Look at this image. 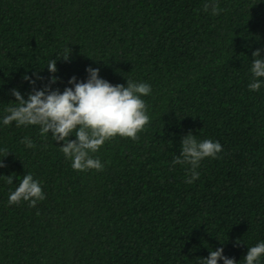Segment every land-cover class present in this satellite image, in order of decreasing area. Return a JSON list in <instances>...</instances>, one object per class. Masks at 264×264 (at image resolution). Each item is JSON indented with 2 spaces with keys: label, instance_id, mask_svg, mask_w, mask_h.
I'll return each instance as SVG.
<instances>
[{
  "label": "trees",
  "instance_id": "16d2710c",
  "mask_svg": "<svg viewBox=\"0 0 264 264\" xmlns=\"http://www.w3.org/2000/svg\"><path fill=\"white\" fill-rule=\"evenodd\" d=\"M206 3L0 0V118L18 103L12 89L27 99L55 76L62 92L89 66L113 85L152 88L138 138L91 153L100 171L73 170L39 125H0V264H204L218 247L244 264L264 240V85L248 88L252 52L264 55V0H216L218 15ZM189 132L223 146L192 184L190 166L171 162ZM26 173L45 199L9 205Z\"/></svg>",
  "mask_w": 264,
  "mask_h": 264
},
{
  "label": "clouds",
  "instance_id": "9594fccd",
  "mask_svg": "<svg viewBox=\"0 0 264 264\" xmlns=\"http://www.w3.org/2000/svg\"><path fill=\"white\" fill-rule=\"evenodd\" d=\"M204 7L205 10L210 7L212 15L219 14L216 0H211V3H206ZM261 51L257 49L252 52L251 79L248 84L251 91H258L264 85V55ZM68 54L61 57L67 60ZM46 66L50 73L57 71L54 59ZM85 71L88 74L85 81H78L75 76L70 77V87L66 86L62 92L50 87L57 81L55 76L50 77L49 85L41 89L33 88L27 99H24L18 89H12L11 94L18 103L6 110L7 114L0 118V125L7 126L12 122L17 126L39 125L42 136L51 133L53 141L63 142L59 148L65 158L71 161L73 170L100 171L103 170L104 164L91 153L97 152L106 141L117 135L133 140L138 138L137 134L143 131L150 121L143 97L150 95L152 88L147 82L129 80L126 81V86L113 85L99 76L98 68L89 66ZM23 79L35 84V80L27 75ZM72 135L75 139H68ZM24 142L26 147H34L29 138L25 137ZM222 151L223 146L219 141L198 140L196 135L189 132L180 140V155L171 162L173 165L187 163L190 166V176H186L185 182L192 184L199 178L197 169L200 162L206 158L216 159ZM3 166V159H0V167ZM12 182L13 176H8L7 183ZM44 199L41 182L31 173H26L16 188L9 192L8 204L26 201L30 207H34L38 201ZM261 256H264V240L247 246L243 257L244 264H262ZM218 261L223 264H236V261L225 256L223 249L219 247L209 251L204 264H218Z\"/></svg>",
  "mask_w": 264,
  "mask_h": 264
}]
</instances>
